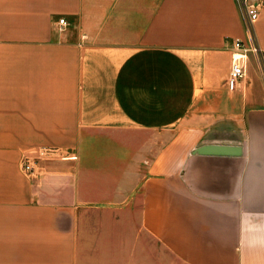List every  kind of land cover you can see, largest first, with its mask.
<instances>
[{
    "label": "crops",
    "instance_id": "obj_1",
    "mask_svg": "<svg viewBox=\"0 0 264 264\" xmlns=\"http://www.w3.org/2000/svg\"><path fill=\"white\" fill-rule=\"evenodd\" d=\"M242 1L0 0V264H264ZM235 39L263 55L230 92Z\"/></svg>",
    "mask_w": 264,
    "mask_h": 264
},
{
    "label": "built area",
    "instance_id": "obj_2",
    "mask_svg": "<svg viewBox=\"0 0 264 264\" xmlns=\"http://www.w3.org/2000/svg\"><path fill=\"white\" fill-rule=\"evenodd\" d=\"M242 4L245 6V14L247 17V21L249 24H252L258 17V10L257 7L251 4H246V1L243 0ZM58 24L61 26L65 25L64 19H60L58 21ZM233 53L231 55V63H230V69L229 73L226 79V87L230 92H233L236 90L237 85L240 80H242L246 74V60L248 58V54H252L254 56H260L263 55L261 51L254 45H247L241 40L235 39L233 41ZM57 148L48 147L41 149L38 152L39 159L45 158L49 155H55L57 153ZM66 157L71 160H76V155L69 151V153L66 154ZM23 170L27 174H32L34 172V166L33 163L27 162L23 166Z\"/></svg>",
    "mask_w": 264,
    "mask_h": 264
}]
</instances>
